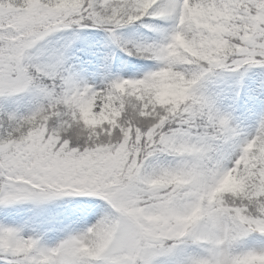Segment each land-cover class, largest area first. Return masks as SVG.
<instances>
[{
  "label": "snow or ice",
  "instance_id": "snow-or-ice-1",
  "mask_svg": "<svg viewBox=\"0 0 264 264\" xmlns=\"http://www.w3.org/2000/svg\"><path fill=\"white\" fill-rule=\"evenodd\" d=\"M0 264H264V0H0Z\"/></svg>",
  "mask_w": 264,
  "mask_h": 264
}]
</instances>
